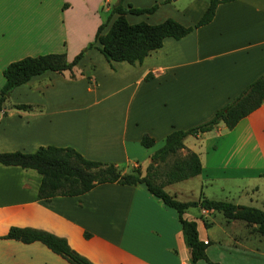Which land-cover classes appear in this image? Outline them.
I'll list each match as a JSON object with an SVG mask.
<instances>
[{
    "label": "crops",
    "instance_id": "1",
    "mask_svg": "<svg viewBox=\"0 0 264 264\" xmlns=\"http://www.w3.org/2000/svg\"><path fill=\"white\" fill-rule=\"evenodd\" d=\"M80 1L38 0L31 6L27 0H0V87L10 61L66 48L57 31H42L48 21L43 6L53 5L58 23L65 25ZM97 1L105 12L112 0ZM155 1L123 3L143 7ZM207 5L208 0H165L152 13L126 17L150 23L173 17L190 25ZM263 71L264 0L222 1L209 22L179 38L165 36L141 62L109 63L91 47L72 67L74 75L45 70L15 86L0 110V151L69 145L88 158L113 161L122 171L144 167L171 129L209 118ZM144 133L154 138L153 145L140 143ZM184 143L198 153L202 168L178 180L193 177L194 184H166L172 196H205L264 210V100L232 128L219 122ZM40 180L32 167L0 162V264H72L39 240L2 237L11 225L63 236L94 264H190L177 211L144 183L102 182L82 194L44 199L37 194ZM183 216L196 221L211 261L264 264V235L255 223L198 205L186 207ZM197 263L209 264L202 258Z\"/></svg>",
    "mask_w": 264,
    "mask_h": 264
},
{
    "label": "trees",
    "instance_id": "2",
    "mask_svg": "<svg viewBox=\"0 0 264 264\" xmlns=\"http://www.w3.org/2000/svg\"><path fill=\"white\" fill-rule=\"evenodd\" d=\"M222 1L227 0H208L205 11L190 25H184L173 17H166L156 23L145 20L128 21L127 13H152L162 1L143 7L131 3L124 4L123 0L110 2L105 11L106 17L97 24L93 38L71 59H67L64 51H51L25 55L6 64L2 70L4 82L0 87V110L4 108L13 88L28 81L33 75L45 70L61 72L64 69L70 70L71 75H74L72 67L91 47L97 48L109 63L115 60H126L132 64L141 62L151 50L162 44L165 36L179 38L193 27L209 22L217 4ZM263 100L264 71L224 105L218 107L209 118L185 128L171 129L166 134L163 144L150 153L149 162L144 167L137 164L127 171H122L113 161L88 158L72 146L55 144L39 145L33 151H0V162L36 169L41 174L37 194L44 199L55 195L82 194L102 182L144 183L153 195L177 211L184 242L191 252L190 264H198L197 261L201 258L209 264H218L208 258L205 251L208 241L198 237L196 221L185 218L184 209L198 205L205 209L221 210L227 218H240L248 223H255V229L262 235L264 210L253 205L235 204L205 196L195 200H179L164 186L201 171L198 153L187 148L184 143L188 135L210 130L219 122H223L227 128H232ZM14 106L25 108L28 105L15 103ZM140 143L147 147L151 146L154 138L144 133L141 135ZM2 237L15 238L23 242L39 240L72 264H94L86 256L71 248L65 237L43 229L11 225Z\"/></svg>",
    "mask_w": 264,
    "mask_h": 264
},
{
    "label": "rangeland",
    "instance_id": "3",
    "mask_svg": "<svg viewBox=\"0 0 264 264\" xmlns=\"http://www.w3.org/2000/svg\"><path fill=\"white\" fill-rule=\"evenodd\" d=\"M114 1L115 0H112L111 2ZM157 1H165V0H157ZM37 2L38 0H27V3L31 6L35 5ZM44 3L45 0H43V4ZM97 4H98L97 0H83L75 3L72 9L68 12L67 15L68 18L65 25H61L60 23H58L59 13L54 9L53 5L47 3L46 7L43 6V10L45 11L43 17L45 18L46 16V18H48V21L47 23L45 21L43 22L42 31L45 32L44 29L46 30L52 29L53 31H57L56 35L65 37L66 48L62 51L65 52L66 57H69L70 54L74 53L83 42L86 43L87 41L93 38V33L95 31L93 26L98 16L100 17L99 21H101V19H105L107 13L103 12L101 10L102 7H99ZM132 15L140 16L137 14H132ZM81 47L79 49H81ZM195 180L196 179L192 177L191 179H188L186 181L185 180L178 181L175 184L191 185L194 184ZM165 189L169 191L168 187H165ZM233 197L236 199V194ZM241 199L242 201L244 199L245 201L244 203H247L245 197ZM214 214L217 215L216 216L217 218L221 216V212L219 211H215ZM216 223L218 224V222Z\"/></svg>",
    "mask_w": 264,
    "mask_h": 264
},
{
    "label": "water",
    "instance_id": "4",
    "mask_svg": "<svg viewBox=\"0 0 264 264\" xmlns=\"http://www.w3.org/2000/svg\"><path fill=\"white\" fill-rule=\"evenodd\" d=\"M187 252H188V256H189V258H190V256H191V252H190V249L189 248H187Z\"/></svg>",
    "mask_w": 264,
    "mask_h": 264
}]
</instances>
